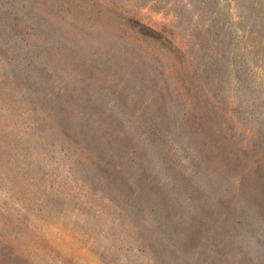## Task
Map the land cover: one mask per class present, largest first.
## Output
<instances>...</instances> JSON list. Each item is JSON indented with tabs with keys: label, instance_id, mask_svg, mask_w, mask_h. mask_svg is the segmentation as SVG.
<instances>
[{
	"label": "rangeland",
	"instance_id": "1",
	"mask_svg": "<svg viewBox=\"0 0 264 264\" xmlns=\"http://www.w3.org/2000/svg\"><path fill=\"white\" fill-rule=\"evenodd\" d=\"M0 264H264V0H0Z\"/></svg>",
	"mask_w": 264,
	"mask_h": 264
}]
</instances>
